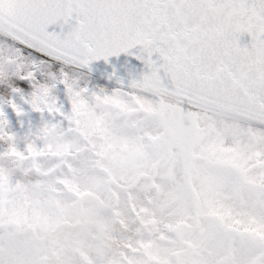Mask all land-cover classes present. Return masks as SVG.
Masks as SVG:
<instances>
[{"label":"snow or ice","instance_id":"snow-or-ice-1","mask_svg":"<svg viewBox=\"0 0 264 264\" xmlns=\"http://www.w3.org/2000/svg\"><path fill=\"white\" fill-rule=\"evenodd\" d=\"M0 264H264V0H0Z\"/></svg>","mask_w":264,"mask_h":264},{"label":"water","instance_id":"water-1","mask_svg":"<svg viewBox=\"0 0 264 264\" xmlns=\"http://www.w3.org/2000/svg\"><path fill=\"white\" fill-rule=\"evenodd\" d=\"M61 23L58 22L57 24L50 25L48 28V31H54L57 33L61 32H67L69 30V25H64L63 29L61 28ZM70 24H74L75 21L72 20L69 22ZM249 37L245 35L242 39V44L248 43ZM134 53L138 52L139 49H133ZM115 69V72L118 76L124 78L125 80L129 79V73L133 75H139V73L144 70L143 65L141 62L135 60L132 56L121 54L119 57H110L109 62L105 63L103 60L93 62L91 65V71L89 72L88 69H83L91 74H94L98 77L104 78L106 80L108 79V76L113 73V70ZM113 83L115 82V79L109 80Z\"/></svg>","mask_w":264,"mask_h":264},{"label":"rangeland","instance_id":"rangeland-1","mask_svg":"<svg viewBox=\"0 0 264 264\" xmlns=\"http://www.w3.org/2000/svg\"><path fill=\"white\" fill-rule=\"evenodd\" d=\"M82 75H83V79L81 80V83L90 87V88L104 87L107 90L111 91L112 89H114L115 87L118 86L115 84H111L105 80H102L98 77H95L93 75L84 73V72H82ZM23 87L25 88L26 91L28 90L27 85H23ZM57 95H58L59 99L64 102L65 110H68L69 105L65 101L63 86H60L59 91L57 92ZM24 107H25V109L28 108L27 105H25ZM6 111H7L9 120L12 122L14 130H16L18 132H21V133L26 132L28 130L30 122L33 126H36L40 123V114L39 113L28 112L27 115H25L21 118H17L15 113L10 108L6 109ZM81 117H82L83 123H85V124L90 123V113L88 110H85L84 112H82ZM18 119L23 120V125H24L23 128L20 127V125L18 123ZM21 147H23L22 144H21Z\"/></svg>","mask_w":264,"mask_h":264},{"label":"bare ground","instance_id":"bare-ground-1","mask_svg":"<svg viewBox=\"0 0 264 264\" xmlns=\"http://www.w3.org/2000/svg\"><path fill=\"white\" fill-rule=\"evenodd\" d=\"M82 72H84V71L82 70Z\"/></svg>","mask_w":264,"mask_h":264}]
</instances>
